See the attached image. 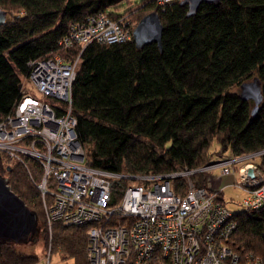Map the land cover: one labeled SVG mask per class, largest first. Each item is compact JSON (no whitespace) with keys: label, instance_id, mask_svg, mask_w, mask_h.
Masks as SVG:
<instances>
[{"label":"trees","instance_id":"1","mask_svg":"<svg viewBox=\"0 0 264 264\" xmlns=\"http://www.w3.org/2000/svg\"><path fill=\"white\" fill-rule=\"evenodd\" d=\"M131 3L0 0V9L6 12L0 26V121L18 101L30 61L59 56L71 62L80 54L71 86V114L90 167L162 174L204 167L213 155L263 150L264 0L202 3L190 16L180 1L163 8L151 0L132 7ZM121 7L134 23L137 15L158 14L163 26L161 51L154 43L137 49L132 38L121 44L92 42L84 48L61 43L71 25ZM253 79L261 84L262 101L251 115L254 103L241 100L234 89ZM213 140L218 150L210 152ZM255 162L264 172V157ZM0 175L36 212L41 246L72 264H88L89 226L54 222L48 232L39 193L30 179H40V166L28 160L24 167L0 151ZM205 177L195 174L192 180L203 187ZM173 186L181 192L183 180ZM233 216L236 230L227 242L229 248L240 258L252 253L264 263V206L241 209ZM28 248L0 242V264H36L38 257Z\"/></svg>","mask_w":264,"mask_h":264},{"label":"built area","instance_id":"2","mask_svg":"<svg viewBox=\"0 0 264 264\" xmlns=\"http://www.w3.org/2000/svg\"><path fill=\"white\" fill-rule=\"evenodd\" d=\"M175 1L180 0H151L160 8ZM134 27L125 10L113 16L100 13L71 25L61 43L81 48L92 42L121 44L132 38ZM79 56L71 62L59 56L30 61L20 97L0 121V151L24 167L32 160L41 168L40 179H30L49 234L54 222L89 226L88 264H264L259 256L240 258L229 248L236 222L221 197L233 187L242 194L241 209L264 206V172L255 162L264 157V149L162 174L90 167L71 114ZM195 174L206 176L203 187L194 184ZM229 176L233 181L221 186ZM176 180H183L181 192L173 186Z\"/></svg>","mask_w":264,"mask_h":264},{"label":"water","instance_id":"3","mask_svg":"<svg viewBox=\"0 0 264 264\" xmlns=\"http://www.w3.org/2000/svg\"><path fill=\"white\" fill-rule=\"evenodd\" d=\"M220 0H181L180 5L188 7L187 16L194 14L200 4H219ZM6 22V12L0 9V26ZM163 26L156 12L144 15L133 29L132 39L137 49L145 45L156 44L162 50L161 35ZM261 84L257 79L239 86V97L243 101L251 100L254 115L262 101ZM252 172L249 171V175ZM40 237L39 219L24 201L10 188L6 177L0 175V242L29 246L36 244Z\"/></svg>","mask_w":264,"mask_h":264},{"label":"rangeland","instance_id":"4","mask_svg":"<svg viewBox=\"0 0 264 264\" xmlns=\"http://www.w3.org/2000/svg\"><path fill=\"white\" fill-rule=\"evenodd\" d=\"M139 1L141 0H131V7L135 6V3H139ZM125 5V3H124ZM124 7H121L119 9H114V8H110L108 10V12H112V13H121L123 11ZM141 15H137L138 17L140 16V18H138V21L143 17ZM136 16V17H137ZM142 16V17H141ZM130 21L135 24L138 23V21L136 23H134L132 21L133 18H130ZM252 81V80H250ZM264 85H262V89H263ZM25 88L28 90L29 93H31L32 95H36L37 92L33 89L32 86H29L28 84H25ZM235 91L239 92V88H235ZM38 95V94H37ZM215 150H218V145L216 143L215 140H213L211 147H210V152H214ZM222 156H216L213 155L212 161L221 159ZM232 177H225L222 182H221V186H225L228 185L232 182ZM222 199L224 200L226 206L229 208L230 211L232 212H237L239 210H241V206H240V201L242 198V194L239 192V190L233 188V187H226L223 191V193L221 194ZM34 245L33 247H29L26 246L28 248V250L32 251L34 255H36L38 257V262L36 264H72V260L71 259H63L62 255L60 253H49L48 250H45L43 248V246H41V241L39 240L38 245L36 244H32Z\"/></svg>","mask_w":264,"mask_h":264},{"label":"clouds","instance_id":"5","mask_svg":"<svg viewBox=\"0 0 264 264\" xmlns=\"http://www.w3.org/2000/svg\"><path fill=\"white\" fill-rule=\"evenodd\" d=\"M181 1V0H180Z\"/></svg>","mask_w":264,"mask_h":264}]
</instances>
